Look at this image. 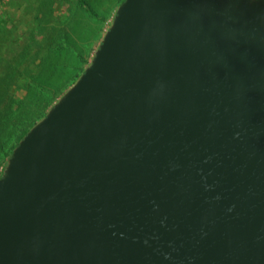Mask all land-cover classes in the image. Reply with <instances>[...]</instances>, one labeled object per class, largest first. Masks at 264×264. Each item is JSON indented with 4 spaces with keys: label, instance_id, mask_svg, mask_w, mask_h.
Listing matches in <instances>:
<instances>
[{
    "label": "water",
    "instance_id": "obj_1",
    "mask_svg": "<svg viewBox=\"0 0 264 264\" xmlns=\"http://www.w3.org/2000/svg\"><path fill=\"white\" fill-rule=\"evenodd\" d=\"M0 264H264V0H124L7 160Z\"/></svg>",
    "mask_w": 264,
    "mask_h": 264
},
{
    "label": "rangeland",
    "instance_id": "obj_2",
    "mask_svg": "<svg viewBox=\"0 0 264 264\" xmlns=\"http://www.w3.org/2000/svg\"><path fill=\"white\" fill-rule=\"evenodd\" d=\"M122 0H5L0 13V175L23 133L79 78Z\"/></svg>",
    "mask_w": 264,
    "mask_h": 264
},
{
    "label": "built area",
    "instance_id": "obj_3",
    "mask_svg": "<svg viewBox=\"0 0 264 264\" xmlns=\"http://www.w3.org/2000/svg\"><path fill=\"white\" fill-rule=\"evenodd\" d=\"M3 5H5V0H0V13H1Z\"/></svg>",
    "mask_w": 264,
    "mask_h": 264
},
{
    "label": "trees",
    "instance_id": "obj_4",
    "mask_svg": "<svg viewBox=\"0 0 264 264\" xmlns=\"http://www.w3.org/2000/svg\"><path fill=\"white\" fill-rule=\"evenodd\" d=\"M123 1H124V0H122V2H123ZM31 127H32V126H31ZM31 127H30V128H31ZM30 128H29V129H30ZM29 129H27L26 132L23 133V135L21 136V138L27 133V131H28ZM19 141H20V140H19ZM19 141H18V142H19ZM17 144H18V143H17ZM12 151H13V149H12ZM12 151H11L10 155L12 154ZM10 155H9V157H10ZM9 157H8V158H9ZM6 163H7V162H6ZM6 163H5V165H6Z\"/></svg>",
    "mask_w": 264,
    "mask_h": 264
}]
</instances>
